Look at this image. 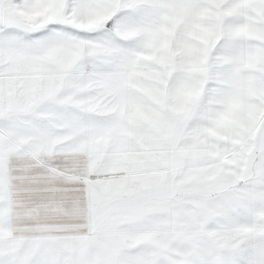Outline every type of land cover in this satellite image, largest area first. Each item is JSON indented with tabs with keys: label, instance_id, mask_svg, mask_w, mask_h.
<instances>
[{
	"label": "snow or ice",
	"instance_id": "obj_1",
	"mask_svg": "<svg viewBox=\"0 0 264 264\" xmlns=\"http://www.w3.org/2000/svg\"><path fill=\"white\" fill-rule=\"evenodd\" d=\"M0 264H264V0H0Z\"/></svg>",
	"mask_w": 264,
	"mask_h": 264
}]
</instances>
